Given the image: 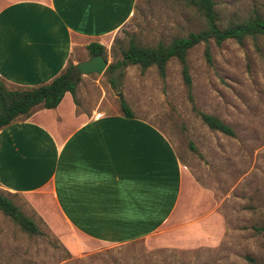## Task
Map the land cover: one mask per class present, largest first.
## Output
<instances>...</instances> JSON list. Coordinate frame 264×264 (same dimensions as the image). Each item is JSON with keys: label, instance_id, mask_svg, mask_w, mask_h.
<instances>
[{"label": "rangeland", "instance_id": "obj_1", "mask_svg": "<svg viewBox=\"0 0 264 264\" xmlns=\"http://www.w3.org/2000/svg\"><path fill=\"white\" fill-rule=\"evenodd\" d=\"M216 8L224 23L254 11L264 14V0H216ZM203 23L196 8L181 0H137L115 41L106 47V58L108 63L113 53L119 58L130 37L154 44L196 30ZM208 45L211 62L205 57L204 42L188 50L193 100L175 57L168 60L164 77L155 65L142 69L128 64L112 73L81 74L76 89L78 110L120 111L123 97L134 113L151 119L167 134L200 188L201 203H195L191 211L202 225L195 229V237L168 231L160 238L122 243L89 240L70 230L48 202L40 209L51 212V220L29 198L16 193L9 196L36 221L40 231L29 233L0 209L1 262L264 264V34L242 42L228 38L217 44L211 39ZM193 104L222 118L234 134L211 129ZM214 216L217 227L212 226ZM208 231L215 236L207 238Z\"/></svg>", "mask_w": 264, "mask_h": 264}, {"label": "crops", "instance_id": "obj_2", "mask_svg": "<svg viewBox=\"0 0 264 264\" xmlns=\"http://www.w3.org/2000/svg\"><path fill=\"white\" fill-rule=\"evenodd\" d=\"M136 1L0 0L1 78L10 87L37 85L69 60L88 58L89 42L109 47ZM77 106L66 91L56 106L38 105L0 128V189L29 198L51 220L40 209L48 202L89 240L122 243L168 231L194 238L200 188L167 134L136 113Z\"/></svg>", "mask_w": 264, "mask_h": 264}, {"label": "trees", "instance_id": "obj_3", "mask_svg": "<svg viewBox=\"0 0 264 264\" xmlns=\"http://www.w3.org/2000/svg\"><path fill=\"white\" fill-rule=\"evenodd\" d=\"M187 5L196 8L203 17V25L196 30H189L186 34L177 35L164 41L158 40L154 44H142L133 37L129 38L126 46L121 47L119 58L108 63L106 73H112L118 67L128 64H138L142 69L155 65L160 76L164 77L166 65L171 57L178 59L184 83L187 86L188 96L192 98V76L187 58L188 50L199 42H204V54L208 62H211L212 55L208 45L209 40L217 44L223 40L232 38L242 42L246 37L256 38L264 34V14L254 11L241 18H230L224 23L220 22L219 12L216 8V0H181ZM114 38L113 41H115ZM88 54L101 53L106 57V47L100 42L91 41L86 45ZM74 62L69 60L66 66L50 80L32 86H8L0 76V128L18 117H25L30 114L34 107H54L62 99L66 91H70L76 99L77 85L81 75H76L73 70ZM197 110L202 121L211 129L223 133L234 134L233 127L214 113ZM120 110L127 116H134V111L125 98H120ZM195 150L196 146L191 144ZM9 192L0 191V209L12 218L29 233L39 232L36 221L27 215L20 205L16 204L9 196ZM0 264H6L0 261Z\"/></svg>", "mask_w": 264, "mask_h": 264}, {"label": "water", "instance_id": "obj_4", "mask_svg": "<svg viewBox=\"0 0 264 264\" xmlns=\"http://www.w3.org/2000/svg\"><path fill=\"white\" fill-rule=\"evenodd\" d=\"M108 65L107 58L101 53L91 54L88 58L74 63L73 70L76 75L87 74L91 72L102 73ZM122 96L121 92H118Z\"/></svg>", "mask_w": 264, "mask_h": 264}]
</instances>
